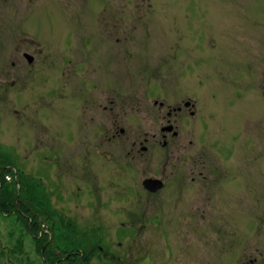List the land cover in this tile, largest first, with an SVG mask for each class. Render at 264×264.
<instances>
[{
    "label": "rangeland",
    "instance_id": "obj_1",
    "mask_svg": "<svg viewBox=\"0 0 264 264\" xmlns=\"http://www.w3.org/2000/svg\"><path fill=\"white\" fill-rule=\"evenodd\" d=\"M263 80L264 0H0V153L20 171V198L36 209L59 208L87 225L101 249L122 258L143 226L128 220L141 213L112 209L105 186L94 189L97 172H157L164 154L156 147L150 164L132 171L114 164L122 160L125 136L115 141L120 149L91 148L100 139L97 97L116 94V124L140 140L166 124L153 97L170 108L190 100L194 116L170 119L181 136L165 172L178 173V165L189 173L191 159L206 157L188 143L192 130L213 169L226 172L212 173L201 193L188 182L181 188L186 196L176 197V214L162 206L146 213L158 215V225L145 227L136 243L167 252L155 264H264ZM109 150L112 163L98 157ZM94 193L106 201L102 210ZM140 195L143 207L150 197ZM88 202L82 212L73 209ZM159 232L172 238L173 252L161 246ZM37 246L21 217L0 213V264H43ZM93 254L90 264H113L99 258V248Z\"/></svg>",
    "mask_w": 264,
    "mask_h": 264
},
{
    "label": "flooded vegetation",
    "instance_id": "obj_2",
    "mask_svg": "<svg viewBox=\"0 0 264 264\" xmlns=\"http://www.w3.org/2000/svg\"><path fill=\"white\" fill-rule=\"evenodd\" d=\"M258 90L262 91V98L264 99V80L262 82V86ZM115 96L116 94L109 93L108 96H104V94H100L99 97H97L96 102L98 103L96 106V109L94 112L96 113V116L98 119L96 122H98V128L97 132L94 133L95 138H100L99 140H94L91 144V148H98L101 149L104 145H114L117 146L115 141L117 139H120L125 136L124 141L120 142L125 151L119 152L120 155L118 158H121L122 160L115 161V165L118 163V165H123V167H129L132 171H136L134 169V165L138 164L139 167H146L150 164V160L152 159V155L154 152V149L156 147L161 148V152L164 154L162 160H161V168L157 172H150L149 170H140L135 173L130 174H124L121 177H117L114 173H112V177H110L109 173L102 177L99 172V176L101 179L96 181V187L94 188L95 191L99 192L100 184H103V187L105 186V192L106 195L103 196L106 200L109 202V205L112 209H121L126 211L127 207H130V211H135L136 209H139V212L141 215H134L132 216V219L130 218L128 222L131 223H137L140 222L141 225L139 228H135L136 232L134 234L133 238H130L127 240L129 244L133 243L135 247L130 248L125 253V256L122 258L121 256L115 254L112 251H106L102 252V255L100 258L102 260L111 262L113 264H155L157 261L164 259V256H166L167 252H162V248L158 246V244L155 243L156 247H154L153 251L148 250V247L145 246V243H142L141 246L136 243L137 242V235L140 233H143L147 228H155L156 225H158V220L156 216H152V218L146 219V213L152 209L159 210V208L162 206L163 211L165 210H171L173 213L176 214V197L186 196L182 195L181 188H184L185 185L188 184H196L198 188L194 189V192L199 193L202 192V189L208 190L210 186V182L212 181V173L214 174V177H217L218 174H221V176H226V172H222V169H218L216 171L213 169L214 165L211 161V158L208 157L206 148L201 143L198 144L196 142V133L195 130L191 131L193 133L194 139L193 141L189 140V144H193L196 146V148H200L205 154L206 157H199L194 158L192 160V168H190L189 173H181L179 170V166L177 165V171L172 172H165V169H167L169 158H172V156L176 153V150H173L172 144L174 143V140L180 138L181 134L179 132V128L177 126H174L172 121H170L171 118H177L180 116V114L188 112H193V104L189 101H180V104L175 105L174 108H170V105L165 102H157L156 99L159 97L155 96L153 97V107H156L158 109V112H161L162 110H165V122L166 124L164 126H160L157 133H150L149 131H146L142 135V139L139 138L133 139V137L126 136L127 132L125 128L120 127V123H117V120L114 116V111L116 108V102H115ZM128 98H125L126 100ZM133 99V98H132ZM123 100V101H124ZM130 100V99H128ZM159 100V99H158ZM88 109L92 111L91 108L93 107L92 104L88 105L90 102L89 99L86 100ZM119 102L122 101L118 100ZM183 101V102H182ZM94 102V101H93ZM188 106H186V103ZM122 103V102H121ZM182 105V106H181ZM85 106V107H86ZM84 111V109H83ZM194 116V115H190ZM89 119H92L89 118ZM94 120V119H92ZM163 120V117L161 118ZM171 126V127H170ZM193 128V127H192ZM171 130V131H170ZM170 132V133H169ZM102 134V138H101ZM192 135V134H191ZM132 138V139H131ZM89 145V144H88ZM117 148H121V146H117ZM110 151V150H109ZM111 154H107L105 152L98 151L99 158L105 159V162L112 163V156L113 152L110 151ZM115 152V151H114ZM151 154L150 157H142V154ZM116 154V152H115ZM175 162L173 161L172 166L169 165V167H172L173 170H176V157L174 158ZM135 162V163H133ZM138 170V169H137ZM220 171V172H219ZM224 171V170H223ZM189 176V178H188ZM188 178V179H187ZM147 180H155L157 181L158 189L155 191L150 190L152 188V185L147 186L146 184ZM127 184L126 187H121L123 184ZM122 199L124 198L123 204H116L117 201L115 198ZM140 194H145L147 197H150L149 200L144 201L143 207H140L142 204V201L139 199V197H142ZM139 195V196H138ZM206 195V201L210 202V194L205 193ZM107 196V197H106ZM189 196V195H187ZM95 200H98L99 203L95 206L98 207V209L103 208V206L106 204L105 202H100L99 196H97L94 193ZM136 197V198H135ZM131 203H133L131 205ZM90 202H88L87 205H79L75 204L74 209L75 210H83L85 208H89ZM211 206V205H208ZM141 209V211H140ZM145 219V220H144ZM176 220V216L174 218ZM146 223V225H145ZM145 225V226H144ZM145 227H147L145 229ZM145 229V230H144ZM157 229V228H156ZM148 230V229H147ZM159 241L161 242V246L166 248L169 252H173V244H170V238L168 234H165L163 232L158 233ZM153 252H155L153 256ZM74 255H79L78 253L74 252ZM92 262L91 258L87 259L83 255L81 256H71L67 259L66 264H90Z\"/></svg>",
    "mask_w": 264,
    "mask_h": 264
},
{
    "label": "trees",
    "instance_id": "obj_3",
    "mask_svg": "<svg viewBox=\"0 0 264 264\" xmlns=\"http://www.w3.org/2000/svg\"><path fill=\"white\" fill-rule=\"evenodd\" d=\"M9 165H10V162H8L6 159L0 158V167L4 168L0 170V213L5 214L6 212H9V213L11 212L21 217L26 226V229L28 231L31 230V233L34 234L36 233V228H37L36 218L33 217L34 215H31L26 210H24L20 206L19 203H17L19 210L16 209L17 207L14 202L15 194L12 193L10 189V184H8L4 178V174L11 173L9 168H6ZM26 199H29V198H26ZM40 246H42V244H39V247ZM44 258L46 261H48L45 256Z\"/></svg>",
    "mask_w": 264,
    "mask_h": 264
},
{
    "label": "water",
    "instance_id": "obj_4",
    "mask_svg": "<svg viewBox=\"0 0 264 264\" xmlns=\"http://www.w3.org/2000/svg\"><path fill=\"white\" fill-rule=\"evenodd\" d=\"M25 58L27 59L28 63H31L33 61V58L28 55H25Z\"/></svg>",
    "mask_w": 264,
    "mask_h": 264
}]
</instances>
